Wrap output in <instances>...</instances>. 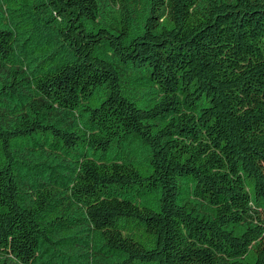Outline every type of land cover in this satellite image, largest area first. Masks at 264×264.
<instances>
[{"label":"trees","instance_id":"trees-1","mask_svg":"<svg viewBox=\"0 0 264 264\" xmlns=\"http://www.w3.org/2000/svg\"><path fill=\"white\" fill-rule=\"evenodd\" d=\"M0 264H264V0H0Z\"/></svg>","mask_w":264,"mask_h":264}]
</instances>
